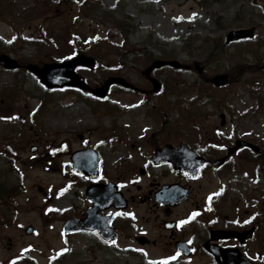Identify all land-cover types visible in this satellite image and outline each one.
Wrapping results in <instances>:
<instances>
[{"label":"rangeland","instance_id":"obj_1","mask_svg":"<svg viewBox=\"0 0 264 264\" xmlns=\"http://www.w3.org/2000/svg\"><path fill=\"white\" fill-rule=\"evenodd\" d=\"M253 2L264 6V0ZM247 3L248 0H224L223 3L215 0H102L103 7L111 9L115 18L130 25L128 40L131 47L139 51L148 48L161 55L155 43L149 41V33L154 31L158 41L172 42L176 48V58L182 64L189 65L187 73L186 70L175 72L170 68L153 73L161 82L162 77L186 81L190 85L196 80L201 101L208 112L198 118L194 125V121L190 120L188 125L192 126L185 129L187 132L182 126L183 115L189 114V97L181 98L185 103L179 107V97L171 93L170 88L163 94L162 91L150 93L151 82L142 74L149 63H145L141 55L129 53L131 57L121 62V70H113L116 75L126 77L143 92H126L113 87L107 100L116 103L119 108L115 105L112 113L105 112L104 107L95 111V105L106 103L92 101L89 94L77 100L71 95L60 97L57 104L49 103L41 111L39 91L42 92L41 87L44 85L37 75L27 70L25 73L8 70L0 65V91L7 86L13 90L12 83L16 75L26 82L27 89L26 93L7 102L0 100V169L10 168L8 163L1 161L4 149L10 145L16 161L13 164V183L17 185L15 198L10 201L14 206V218L10 225L0 224V260H6L28 242H33L39 264H50L49 257L63 246L60 213L69 215L72 205L80 208L84 203L81 201L79 185L69 184L79 180L69 170V149L97 145L106 156V167H109L114 162L111 152L121 157L124 154L121 143L129 145L136 140L146 139L157 130L162 131L161 134L166 137L172 133L178 134L180 139L193 145L203 139V146H221L223 144L215 137L225 135L233 142L235 138L249 139L264 149V71L261 66L264 63V15L258 10H246ZM69 5L56 14L36 13L32 20L25 21L21 13L35 6L33 0H0V38L7 44L14 41L5 53L17 60L23 59L22 56L39 59L37 57L44 54H39V48L32 40L45 34L56 37L58 50L55 56L58 60L63 59L70 53L69 34L74 30L83 38L110 35L116 42L119 41L121 33L115 29L113 22L106 20V14H92L79 24L77 19L82 17L78 13L79 4ZM12 21L16 22L17 31L10 25ZM253 27L255 33L252 38L227 42L226 36L231 31ZM19 31L21 34L18 35ZM188 35L193 39V53L181 48ZM209 40H216V55L211 54L212 45L204 44ZM222 42H225L229 50L227 59L220 48ZM35 61L40 64L46 62L41 59ZM103 62L112 69L117 63L112 56ZM247 62L252 67L250 70L246 69ZM200 67H204L203 73H199ZM79 71L90 80L104 81L106 77L101 75L102 67ZM201 74L204 75L201 77ZM221 74H229L228 83L221 89L203 84L204 77ZM149 98L153 99L154 104L163 100L168 105L165 116L159 104L154 114L147 109L145 101ZM222 112L227 117L224 126L219 117ZM170 129H173L172 133ZM79 134H83L84 139ZM33 144L39 148L35 153L30 149ZM244 155L254 160L248 159L246 163L237 164L236 173L248 186L254 185L255 171H259L258 166L262 163L263 169L260 170L264 174V159L256 160L257 155L248 150ZM68 171L70 178L69 173H66ZM44 216L51 218L44 221ZM27 225L38 228L39 235L27 236ZM9 238L14 242L11 250L8 246ZM88 239L86 235L72 236L76 247L73 257L55 264H113L115 256L107 251L96 250L93 253L87 246Z\"/></svg>","mask_w":264,"mask_h":264},{"label":"flooded vegetation","instance_id":"obj_2","mask_svg":"<svg viewBox=\"0 0 264 264\" xmlns=\"http://www.w3.org/2000/svg\"><path fill=\"white\" fill-rule=\"evenodd\" d=\"M74 94L78 96L80 91ZM161 132L129 145L121 143L122 157L111 152L113 164L103 167L98 177H85L73 170L79 178L74 186L78 184L82 190L92 184L104 186L99 201L106 202L105 208L95 211L94 218L97 224L106 219L111 230L66 232L61 224L64 244L49 257L50 264L71 259L76 250L72 236L79 235L89 238L87 246L93 253L107 251L115 256L113 264H264L263 163L255 171L254 185L241 181L235 169L237 164L254 160L244 155L253 150L242 147L226 156L234 143L229 137H215L221 146H203L199 139L196 145L188 144L203 159L199 171L191 175L175 169L160 151L169 145L179 151L185 141L178 134L166 137ZM91 146L99 150L97 145L84 148ZM261 158L264 149L256 160ZM218 159L220 163L214 162ZM81 196L83 206L72 205L71 211L80 219L87 216L88 209L103 205L83 193ZM120 199L128 202L127 207L119 206ZM49 218L44 216V221ZM11 221L7 217L3 224ZM38 235L36 229L29 236ZM8 246L14 248L10 238ZM36 250L35 244L28 242L0 264H39Z\"/></svg>","mask_w":264,"mask_h":264},{"label":"trees","instance_id":"obj_3","mask_svg":"<svg viewBox=\"0 0 264 264\" xmlns=\"http://www.w3.org/2000/svg\"><path fill=\"white\" fill-rule=\"evenodd\" d=\"M222 2H224V0H221ZM237 1V0H236ZM35 6L31 8V10H29V12L27 13V15L31 12H35L37 14H41V15H51V13L56 14L58 11H61L62 8L68 6L71 1L69 0H34ZM11 4V3H10ZM249 9L250 11H255L258 10L259 13H264V8L259 7L257 4H255L253 2V0H248L247 3V7L246 10ZM245 10V9H243ZM39 13H38V12ZM96 12H101L104 13L108 16L113 17V12H111L109 10V8H104L103 4H102V0H84L83 4L80 5L79 7V14L82 15V17H80L82 20H84L85 18L90 17L92 14H95ZM245 11L242 12V14ZM80 15V16H81ZM108 18V17H107ZM115 22V28L118 30V32L120 31L121 33V40L119 41H114L111 40L109 37L108 39L106 38H102V39H97V40H93L92 38H88L85 43H81L78 40H75L73 42V45L75 46L73 51L71 52V54H75L76 52L79 51H84V52H90L91 54L95 55V56H99L100 58H104L105 56H107L109 54V52L113 53L114 55L120 57L119 60L122 57H127V53L129 51H132L134 54L140 56V55H144L145 57V61H150L153 60L154 57L157 56V54L148 51L146 49H142L141 52H139L138 54V49L131 47L132 44H130V41L128 40V29H127V25L122 22L121 20H118L117 18L114 19ZM20 33V31H19ZM70 35L72 36H77L78 33L73 34V32L70 33ZM39 40L36 41V44H39ZM43 42V40L41 41ZM92 45L93 47H87L86 45L88 44ZM208 45H212V49H211V54L216 55L215 50V44L212 40H209ZM162 43H159V45H161ZM206 44V43H204ZM226 44L224 42L221 43L220 48L223 51V55L224 57L227 59L228 55H229V50L226 49ZM171 46L169 45L167 47V45L165 46H161L162 48V57H166V58H176L177 53L175 52L176 49L174 48H170ZM39 54L43 53L44 55H42L41 57H38L41 60L44 61H53L55 59V52L58 50V46L55 45L54 40H50L48 41L47 44L40 46L39 45ZM193 39H191L190 36H187L185 39V42L182 45V50L184 51H188L190 53H193ZM219 48V49H220ZM218 49V50H219ZM8 51V45L6 43V41L3 38H0V53L2 52H7ZM106 51V52H105ZM164 54V55H163ZM22 63L26 64L29 63L31 61H35V57L31 56V57H23V59H20ZM247 70H250L252 67L250 65L249 62H247ZM21 71H24V69H20ZM107 75H110L111 73H104ZM204 74H201L200 76L202 77ZM206 77H204L203 80V84L205 86L208 87H214L212 85H210L209 83H207L205 81ZM14 83H12L14 85V88H12L13 90H11V87H3V90L0 91V100H11L14 99L16 97H18L19 95H21V93L26 89V82H24V80L19 78V75H16V79L13 81ZM168 87H170L173 91H175L176 94H178L180 96V100H179V107H181L182 105H184V101L181 98H185V96H189V94L191 93L192 88H198L197 82L196 80L193 82V84H187L186 81H180L178 79L173 78L170 82V84H167ZM199 89V88H198ZM48 94V95H47ZM44 95V96H43ZM41 95V100L43 103V105L46 102H50L53 103L55 102V97L53 96L54 94L52 92H46L45 94ZM6 101V102H7ZM200 103V97H198L197 99H191L190 102L188 103L189 107H188V115L185 116L183 115V121L185 123H189V121L191 120L196 121L198 118H201L203 116V114H205V107H201ZM47 104V103H46ZM160 109L163 111V116L166 115V107L164 104L162 103H158ZM158 104H152L151 105V109L152 110H156L158 109ZM9 183L3 184L0 182V191L3 192V190H9V186H7Z\"/></svg>","mask_w":264,"mask_h":264},{"label":"water","instance_id":"obj_4","mask_svg":"<svg viewBox=\"0 0 264 264\" xmlns=\"http://www.w3.org/2000/svg\"><path fill=\"white\" fill-rule=\"evenodd\" d=\"M251 37L253 36V30H247V29H242V30H238V31H232L231 33L228 34V41L231 40H236L242 37ZM0 62H4L6 68H10V69H15L19 67V64L16 60L8 57L7 55H0ZM95 64V59L93 57H89V56H77L75 59L72 60H68L65 62H61V63H56L53 62L52 64H44L43 67H40L37 64H33L31 63V65L28 66L30 71H34L38 76L40 81L44 82L46 84L47 87L49 88H55V87H64L66 85L68 86H72V87H79L81 89L84 90H88L90 87L89 85L86 84L85 79L79 75L76 72V67L78 65H83V66H93ZM165 64H171L174 67H179L180 64L177 61H161V60H156L154 61L153 64H151L150 67H148L145 70V74L149 77L150 73L154 70V68H158V67H162L165 66ZM201 70V69H200ZM228 75H224L222 74V76H216L215 78H213V82L217 85L222 86V84L225 83V81L227 80ZM152 81L154 82V90L158 91L161 89L160 87V83L158 82V80H154L152 79ZM112 83H116L119 85H122L124 87H131L130 83L124 79L123 77H110L109 79H107V81L103 84L100 85L98 88L93 89L94 93L97 94L99 97H105L109 91V87L110 84ZM221 118L223 119V124L225 122V115L222 114ZM251 146L254 148V150H256L257 152L260 151L259 147H256L252 144H250L249 142H245V141H238L236 144V147H240V146ZM37 148L33 147L32 151H35ZM231 152H233L232 150H230ZM92 156V154H91ZM93 158V157H92ZM82 162V161H80ZM79 161L76 160V163L80 164ZM75 162V167L79 170H86V168L82 165H77ZM89 168H94L93 165H86ZM89 193H91L90 190H88V192H86V195H89ZM31 230V229H29Z\"/></svg>","mask_w":264,"mask_h":264}]
</instances>
